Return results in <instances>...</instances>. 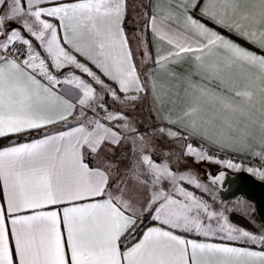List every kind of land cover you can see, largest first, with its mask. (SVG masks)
Instances as JSON below:
<instances>
[{
	"label": "snow or ice",
	"instance_id": "snow-or-ice-1",
	"mask_svg": "<svg viewBox=\"0 0 264 264\" xmlns=\"http://www.w3.org/2000/svg\"><path fill=\"white\" fill-rule=\"evenodd\" d=\"M125 15V0H0V137L62 126L30 143L0 148V264L264 261V252L202 242L201 236L223 232L264 245V236L233 226L204 198L207 185L167 159H154L126 113L106 103L110 96L127 105L149 87L155 96L158 88L150 73L137 68ZM204 21L264 53V0H157L145 23L156 68L174 75L168 65L191 58L195 74L221 85L217 91L189 80L193 91L182 111L158 110L166 125L158 131L191 141L185 157L240 170L241 164L210 155L205 144L247 147L248 138L264 144V54ZM143 56L151 59L146 44ZM236 68L239 84L231 72ZM61 85L70 87L61 91ZM233 132L241 133L239 140ZM128 139L141 141L129 169L131 187L113 176L111 165L91 166L86 159ZM254 155L264 160V153ZM247 171L264 179V169ZM224 179V172L209 174L213 185ZM60 205L62 212L46 210ZM145 214L153 226L129 245Z\"/></svg>",
	"mask_w": 264,
	"mask_h": 264
},
{
	"label": "rangeland",
	"instance_id": "rangeland-1",
	"mask_svg": "<svg viewBox=\"0 0 264 264\" xmlns=\"http://www.w3.org/2000/svg\"><path fill=\"white\" fill-rule=\"evenodd\" d=\"M128 14V34L134 46V50L136 51V56H139L144 62L145 0H130ZM106 103L110 108L119 109L126 113L131 124L138 130V135L144 137L145 149L147 152L151 153L154 159H167L173 169L178 172H191L203 184L207 185L209 191L204 193L207 196L204 198L208 199L210 203L214 202L215 207L224 212V215L233 226L237 229L252 233L257 237L264 236V226H262V222L257 218L251 200L241 195L230 199H224L219 195L218 185L210 183L209 174L216 176L219 172L226 169L219 168L216 164L204 163V160L197 162L193 157H185L183 155L185 144H180L173 141L168 136L159 133L158 129L162 127L161 121L158 119L157 111L148 94H141L140 99L127 105L114 103L111 97L108 96L106 97ZM140 146L141 141L137 140L134 144L131 139H128L123 141L119 146L105 148L101 153L103 160L110 164L117 175H119L121 179H124L130 187L132 181L129 175V169L139 154ZM231 172L233 173L235 171ZM213 197L214 201L212 199ZM230 213L243 216L252 227L243 226L232 221L229 217ZM147 219H149L148 215ZM217 236L227 237V234L218 232ZM244 239L247 240L246 238ZM256 243L259 242L257 241Z\"/></svg>",
	"mask_w": 264,
	"mask_h": 264
},
{
	"label": "crops",
	"instance_id": "crops-1",
	"mask_svg": "<svg viewBox=\"0 0 264 264\" xmlns=\"http://www.w3.org/2000/svg\"><path fill=\"white\" fill-rule=\"evenodd\" d=\"M125 3H126V15L123 21V28H124L125 34L129 38V46L131 47L134 53V58L137 64V68L144 75H147L150 73L151 76L154 77L158 81V88L156 91V95L154 96L152 94L150 87H149V91L147 92V94L149 95L157 111V114H158V110L160 112H167L169 110L173 112H180L183 110L185 106V102L190 98V96L192 95V91H193L192 88L189 86V80H191V82L194 84L200 85L202 87H206L208 89L217 90V91L220 90L221 85L217 80L211 79V78H202L201 75L195 74V70L193 68V63H192L191 58H187V59L169 64L168 70L174 75H169L168 72H163L156 68L154 64V59L156 55V46H155V43L153 42V36H152L151 31L145 29V23H146V14L150 15L152 13L154 6L157 4V0H145L146 6H145V18H144V38H145V44L149 52L151 53V59L145 60L143 62L139 56H136V51L134 50V46L130 40V37L128 34V28H127V18L129 15L128 13H129L130 0H125ZM194 12L197 18H199V9L198 8L195 9ZM204 22L208 23L210 27H216L210 21H204ZM216 30L220 31L221 34L227 36L228 38L234 40L236 43L241 44L243 47L251 51H257L258 54H264V53H259L258 49L248 44L246 41H244L240 37L235 36L232 33H229L226 30L220 29L218 27H216ZM231 72H232L233 79L237 81V83L239 84L241 70L239 68H236V69H232ZM68 87L70 86L61 85L60 90L63 91L65 88H68ZM161 126L164 127L166 125L161 121ZM61 128L62 126L60 124H57V125L48 126L47 128H44V129L32 130L34 134H36L35 136H32L31 138L25 139L22 141L12 142L6 145H2L0 146V148L9 146L13 143H17V144L30 143L35 139L42 138L46 133L52 134L55 131L60 130ZM11 135H14V134H11ZM232 135L235 136L237 140H239L241 133L233 132ZM255 135L258 137V133H256ZM0 138H3V137H0ZM170 139L180 144H183V145L188 142L183 139H173V138H170ZM195 143H203V142L196 140ZM205 147L210 155H214L220 160L231 159L234 161V158H241V159L256 158L262 164L261 169H264V160H261L258 155H254L255 153H264V144H262L258 138L257 139L248 138L247 147H243L239 143H234L232 146L225 145L222 148L219 147L218 145H208V144H205ZM101 156L102 154L100 153L99 155H93L91 157L86 156V159L90 160L91 166L110 165L106 163L105 160H103ZM204 163H210L213 165L216 164L219 168L226 169V170L228 169V171L230 172L238 171V170L230 169L227 167H222L220 164L210 162L206 159L204 160ZM253 175L259 178L258 175H255V174ZM113 176L114 177L117 176V173L115 172V170H113ZM3 204H4V200H3V192H2V181H0V205H3ZM63 206L64 205L50 206V208L46 210H52L55 208H59L62 212ZM153 224L154 222L150 218L147 219V214H145L143 218V223H140L139 226L137 227V228H140L141 226L145 225L140 236H142L143 231L146 230L147 227L153 226ZM140 236L135 240H138ZM188 238H196V237L189 236ZM132 239H133V235L132 237H129V240L127 241L129 245L132 242H134V240ZM199 239L202 242L224 244V245L231 246V247H240V248H246V249L256 251V252H264V245L253 242V241H248L245 239L233 240V239H228L227 237H222V236H217V235L211 239H205L202 236L199 237ZM251 264H264V261L260 259H254L251 262Z\"/></svg>",
	"mask_w": 264,
	"mask_h": 264
},
{
	"label": "water",
	"instance_id": "water-1",
	"mask_svg": "<svg viewBox=\"0 0 264 264\" xmlns=\"http://www.w3.org/2000/svg\"><path fill=\"white\" fill-rule=\"evenodd\" d=\"M221 172L225 173V179L222 184H217L219 195L224 199L241 195L251 200L257 218L264 223V179H260L246 170H238L233 173L228 170Z\"/></svg>",
	"mask_w": 264,
	"mask_h": 264
},
{
	"label": "trees",
	"instance_id": "trees-1",
	"mask_svg": "<svg viewBox=\"0 0 264 264\" xmlns=\"http://www.w3.org/2000/svg\"><path fill=\"white\" fill-rule=\"evenodd\" d=\"M35 135L36 134H34L33 131H30V132H26V133H19V134L5 136L3 138H0V146L6 145V144H9V143H12V142H18V141H22V140H25V139H29V138H31L32 136H35ZM189 187L191 189V186H189ZM196 194L197 195H201L202 193H201L200 190H196ZM203 196L207 197L204 193H203ZM229 217H230V219L232 221L237 222V223H239V224H241L243 226L252 227L250 225V223L243 216H241L239 214L230 213ZM144 226L145 225L141 226L140 228H136L135 232L133 233V239L132 240H135V239H137L140 236ZM262 226H264V223H262Z\"/></svg>",
	"mask_w": 264,
	"mask_h": 264
},
{
	"label": "built area",
	"instance_id": "built-area-1",
	"mask_svg": "<svg viewBox=\"0 0 264 264\" xmlns=\"http://www.w3.org/2000/svg\"><path fill=\"white\" fill-rule=\"evenodd\" d=\"M190 142V141H188ZM235 163L241 164V169L240 170H246L248 168H256V169H261L262 164L260 161L256 158H249V159H241V158H234Z\"/></svg>",
	"mask_w": 264,
	"mask_h": 264
}]
</instances>
